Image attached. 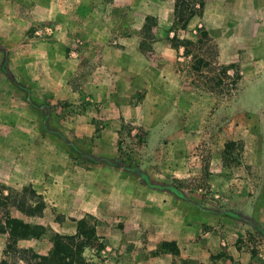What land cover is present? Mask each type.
<instances>
[{"label":"crops","instance_id":"obj_1","mask_svg":"<svg viewBox=\"0 0 264 264\" xmlns=\"http://www.w3.org/2000/svg\"><path fill=\"white\" fill-rule=\"evenodd\" d=\"M175 2L0 0L11 7L0 8V49L21 54L20 81H0V186L11 198L27 187L28 204L44 202L34 215L10 207L28 222L47 227L33 218L58 205L72 224L56 232L74 234L77 220L93 215L97 251L84 254L95 264L103 243L112 264H264L238 243L264 232V0H204L184 29ZM77 38L86 41L73 50ZM197 57L203 73L240 67L230 97L189 80ZM47 101L73 110L57 128L52 110L46 127L20 124L40 117ZM137 132L136 158H122L120 139ZM230 142L241 144L238 163L224 158ZM200 178L220 206L196 200L205 195L188 182ZM28 240L18 245L34 248ZM166 243L176 251L153 252Z\"/></svg>","mask_w":264,"mask_h":264},{"label":"rangeland","instance_id":"obj_2","mask_svg":"<svg viewBox=\"0 0 264 264\" xmlns=\"http://www.w3.org/2000/svg\"><path fill=\"white\" fill-rule=\"evenodd\" d=\"M1 9L5 10V9H11V7H0ZM16 8H20L21 7H16ZM75 8L74 7H69L67 14H71V13H75L74 12ZM82 14L84 16H87L90 14V6L88 5H84L83 9L81 10ZM117 11V9H116ZM103 13L106 12V10H102ZM116 13V12H115ZM53 25V24H52ZM86 26L84 25V30H88V27L90 26V22L86 23ZM54 26V25H53ZM33 27V26H32ZM30 28L28 31L30 33V31L33 30V28ZM37 28V27H36ZM55 28V26H54ZM35 29V28H34ZM201 36V32L197 31L196 34H198ZM34 33V32H33ZM264 37V36H263ZM22 39V38H21ZM150 39V38H149ZM262 41H260L261 44H259L261 46V48H264V38H261ZM26 40L23 39L19 42L20 43H24ZM86 41V39L83 38H77L75 39L74 43H72V47L73 50L76 49V47H78L79 45H83ZM88 41L90 42L91 39L88 38ZM0 44L1 41H0ZM16 45V44H15ZM189 47H191V49H194V53L197 52L198 48V44L195 46L190 45ZM0 81H20L17 80V76H18V70L15 69L14 67V63H17V61H20V57L21 54L17 53V52H12L11 50H6L5 48L0 49ZM259 57L263 56L261 54H258ZM199 58L197 57L192 58V62L191 63V68H189V72H188V77L189 80H192L195 82V84H199L200 86L203 85V83H205V85L207 86H211V88L216 89L217 91H219L223 97H230L233 93V91L238 88L239 86V82H240V77H241V72H240V67L236 65L235 68H230L226 71H224L225 66L224 67H220L219 69H217L216 67L212 66H206L205 69L208 70V72L203 73L202 71H197L196 70V66L199 65ZM204 68V67H203ZM21 72V71H19ZM25 97L27 96V90L25 91ZM42 104V103H41ZM35 108L37 109H41L42 107H39L40 104L35 102V104L33 105ZM38 106V107H37ZM32 108V107H31ZM65 108V104L64 103H60V104H56L53 103L51 104V102H44V107L41 110V115L40 117H36L35 119H31V121H29L28 118L24 117L20 119V124L24 125V126H28V125H32L33 123H37V124H42L46 127V122L49 120V117L47 118V113H50V111H55L52 112L51 115L55 114L54 117H52L51 119L55 122V124H52L53 126H55V128H57V123L64 117V114L69 112L71 110H73V108ZM50 119V120H51ZM1 122V121H0ZM11 122L10 118L4 119V124L9 125ZM260 124L264 125V120L260 119ZM48 130V126L47 129ZM56 131V130H54ZM57 134V133H56ZM25 135H27V133H25ZM135 136H129L126 135L124 136L122 139H120V142H123L124 145L121 148V152L120 155L122 156V158H136L135 153L138 151V147L139 145L142 143L143 141V135L139 134L138 132L136 134H134ZM5 135L0 134V137H4ZM6 136H10L9 134ZM129 136V137H127ZM201 136V134H200ZM201 139V138H200ZM1 140V138H0ZM67 140H69L67 138ZM121 146V144H120ZM21 153H25V151H21ZM224 158L228 159L230 162L232 163H238L239 159L242 158V147L241 144H237L234 145L232 142L228 143L226 146V152L224 154ZM191 186L198 188L199 191H203L202 193H204L205 197H203V199H196L198 201H205L206 203H208L209 205L216 207V206H220V194L219 193H214V191H211L210 188L208 187V184L205 182L204 178H200L199 181L197 182H188ZM181 184V183H180ZM259 185L260 187L263 186L264 188V181H259ZM13 198H11L12 200ZM13 205L12 201H9L8 203V209L10 210L11 206ZM64 206V204H63ZM61 208H59L58 205L53 206L52 204H48V208L46 213L42 216V217H34L33 220H38V221H44L47 224V232L46 234H44L43 236L37 238V239H29L28 240V244H30L31 246H33L35 249L43 252L46 251L47 248L49 247V245L51 244V235L52 233L58 231V230H64V231H69V227L72 224V221H70V218H64V215L60 212ZM6 210L5 207L0 208V213H4V211ZM13 212H17V210L15 208H12ZM28 218H31L28 216ZM94 220L96 223H98V220L94 217ZM245 222H248V219H245ZM66 227L67 230H65L64 228ZM6 242V236L4 233L0 232V252L2 251L3 245ZM94 242V241H93ZM238 243L241 246H245L247 250H249L252 254H262L261 256L263 257L264 260V232H260L259 230L257 231V229L255 231H248L246 234H240L238 236ZM95 245H97L96 242H94ZM90 247V246H89ZM97 246H95L96 248ZM103 248L101 249L100 247V252L102 254L103 257V264H112V262L108 261L109 258V254L108 252H113L110 248L106 247L103 243ZM176 246L174 244L171 243H166L165 245H159L157 247L156 250H154L153 252H160V251H166V252H170V251H176V250H171L174 249ZM93 248H88L87 249V253H94L97 251L96 249ZM115 253H118L115 252ZM91 255V254H90ZM97 263H100V260H96ZM93 264H95L94 262H91ZM101 263V264H102Z\"/></svg>","mask_w":264,"mask_h":264},{"label":"trees","instance_id":"obj_3","mask_svg":"<svg viewBox=\"0 0 264 264\" xmlns=\"http://www.w3.org/2000/svg\"><path fill=\"white\" fill-rule=\"evenodd\" d=\"M204 6V0H176L175 18L181 28H186L189 20L199 14ZM206 36V32H202ZM197 65L199 69L202 65ZM233 66V65H231ZM229 66H225L228 70ZM33 193V191H29ZM21 193V194H20ZM28 189L24 187L22 192L11 200L12 193L3 194L0 186V208L5 207L4 213H0V232L8 233L6 246L0 264H93L87 260L84 252L96 239V222L91 214L84 215L77 220V230L74 234L54 232L51 235L52 247L46 253H41L32 247H20V239L39 238L47 232V227L42 223H32L21 217L13 216L8 209L9 201H12L23 212L34 215L42 212L44 202L36 200L35 205L27 203Z\"/></svg>","mask_w":264,"mask_h":264},{"label":"built area","instance_id":"obj_4","mask_svg":"<svg viewBox=\"0 0 264 264\" xmlns=\"http://www.w3.org/2000/svg\"><path fill=\"white\" fill-rule=\"evenodd\" d=\"M45 30H46V31H50V30H51V28L47 27ZM37 32H39V33H40V31H37Z\"/></svg>","mask_w":264,"mask_h":264}]
</instances>
